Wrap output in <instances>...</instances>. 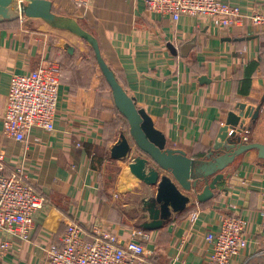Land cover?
Listing matches in <instances>:
<instances>
[{
  "label": "crops",
  "instance_id": "crops-1",
  "mask_svg": "<svg viewBox=\"0 0 264 264\" xmlns=\"http://www.w3.org/2000/svg\"><path fill=\"white\" fill-rule=\"evenodd\" d=\"M222 1L246 15L253 14L260 2ZM71 12L98 39L102 57L138 108L166 136L168 148L204 159L214 150L229 113L238 115L240 105L261 106L258 119L248 118L245 125L250 142L264 144V32L253 30L249 22L233 28L189 16L175 22L148 11L139 0H94L88 9ZM29 20L33 23L0 25V157L5 174L24 169L46 205L35 216L30 240H15L12 253L0 254V264H45V248L59 246L71 223L80 226L89 240L97 237L98 227L125 242L151 221L150 207H161L156 190L130 176L123 181L125 190L106 194L102 172L109 161L125 162L114 159L112 152L129 128L115 125L117 117L122 121L110 88L89 56V45L67 31L41 25L40 19ZM51 62L62 70L54 131L34 130L28 143L8 138L2 118L11 75ZM233 131L229 128V136ZM106 155L96 171L92 160ZM223 174L213 199L200 203L193 193L184 192L190 203L183 212L170 206L161 211L162 227L144 231L150 236L144 245L153 251L146 264H211L212 245L206 235L220 229L231 214L230 203L248 221L249 240L233 264H264L257 254L263 248L264 161L252 151L238 157ZM196 211L199 220L191 225L189 217ZM136 213L141 218L132 217ZM6 238L0 236V243Z\"/></svg>",
  "mask_w": 264,
  "mask_h": 264
},
{
  "label": "built area",
  "instance_id": "built-area-1",
  "mask_svg": "<svg viewBox=\"0 0 264 264\" xmlns=\"http://www.w3.org/2000/svg\"><path fill=\"white\" fill-rule=\"evenodd\" d=\"M26 0H18L19 3ZM78 10H86L94 0H71ZM145 8L177 22L183 16L206 18L218 28L239 27L246 22L253 30L264 32V0L251 15L243 14L237 6L222 0H139ZM62 70L58 63L51 62L30 73H13L2 118L3 133L20 143H28L34 130L52 132L55 129L60 100ZM241 140L250 143V129L239 128ZM80 145L78 144V147ZM0 157V236L7 237L0 243V254L9 255L14 242H28L34 229L35 216L46 205L42 197L28 183L25 171L18 167L14 173L3 172ZM231 214L217 231H209L206 241L212 245L211 264H233L248 247V221L236 205L230 203ZM198 211L191 214V225L197 223ZM95 227L97 237L88 240L77 224L71 223L61 239V244H49L45 248V264H146L148 251L144 243L150 240L148 233L135 231L131 239L120 238ZM262 249L258 254L264 259V222L262 225Z\"/></svg>",
  "mask_w": 264,
  "mask_h": 264
},
{
  "label": "water",
  "instance_id": "water-1",
  "mask_svg": "<svg viewBox=\"0 0 264 264\" xmlns=\"http://www.w3.org/2000/svg\"><path fill=\"white\" fill-rule=\"evenodd\" d=\"M23 18L40 19L55 30L67 31L93 50L98 67L111 88L115 107L129 124V139L122 137L112 156L121 161L130 159V174L156 190V202L161 206L149 208L151 221L141 225L142 231L161 228V211L169 206L176 213L183 212L190 203V197L184 192L193 193L200 203L213 199L214 191L224 179L223 172L238 157L255 151L258 158L264 161V144L245 143L236 136V128L243 127L246 119H258L261 106L253 109L240 105L238 115L229 113L214 150L204 159L190 158L182 150L167 147L166 136L156 129L147 112L138 108L136 100L125 91L102 57L98 39L85 30L76 18L56 14L52 0H26L22 3L0 0V25ZM67 48L70 53L73 52L72 47L68 45ZM229 128L234 130L231 136Z\"/></svg>",
  "mask_w": 264,
  "mask_h": 264
},
{
  "label": "rangeland",
  "instance_id": "rangeland-1",
  "mask_svg": "<svg viewBox=\"0 0 264 264\" xmlns=\"http://www.w3.org/2000/svg\"><path fill=\"white\" fill-rule=\"evenodd\" d=\"M54 2L56 5V7H54V12L56 14L62 15V16H70V17L73 16L71 14L72 13L71 9H74L75 6L73 5L71 0H54ZM19 21L22 23V25H27L29 23H33V21L29 20L28 18H23ZM79 22H80V24H83L82 21H79ZM38 23H40L41 25H46L42 20H39ZM46 27H48V26H46ZM56 33H58V32H56ZM88 49H89V53H90L89 56L92 57V59L95 61L94 54H93L90 46H88ZM115 121H116L115 125L117 127L126 128L127 125L124 122H120L118 117L116 118ZM126 138L129 139V133H127ZM128 161H130V159L123 162V164L116 163V162L111 163L110 161L108 164H105L106 166L104 167L105 169L102 172L103 173L102 177H103L104 190H106V194L110 193V195H111L114 192L117 193L120 190H122V191L125 190V189H123V184H124L123 181H126L127 178L131 177V179L138 182V180H136V178L134 176H132L129 172V169H128V163L129 162ZM120 185H121V187H120ZM115 197H118V195L116 194ZM132 217H138L139 218L140 214L136 213V215H132Z\"/></svg>",
  "mask_w": 264,
  "mask_h": 264
},
{
  "label": "trees",
  "instance_id": "trees-1",
  "mask_svg": "<svg viewBox=\"0 0 264 264\" xmlns=\"http://www.w3.org/2000/svg\"><path fill=\"white\" fill-rule=\"evenodd\" d=\"M19 21V20H18ZM17 21L15 22H11V23H16ZM6 24V23H5ZM3 25V24H2ZM92 50V49H91ZM93 52V50H92ZM94 54V52H93ZM94 58H95V55H94ZM95 62L97 63L96 61V58H95ZM98 65V64H97ZM62 78V77H61ZM105 79V78H104ZM106 81V80H105ZM106 84L108 85L107 81H106ZM108 87L110 88V86L108 85ZM111 90V88H110ZM117 110V109H116ZM118 112V111H117ZM119 116H120V119L122 122H124L126 125H127V128H129V124H128V121L118 112ZM107 158V155L106 157H94V159L92 160V166L93 168L96 170V171H100L101 170V167L104 163V160H106ZM89 240V239H88Z\"/></svg>",
  "mask_w": 264,
  "mask_h": 264
}]
</instances>
